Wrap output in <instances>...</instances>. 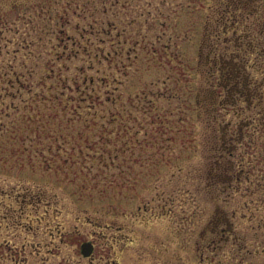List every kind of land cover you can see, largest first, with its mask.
<instances>
[{"label": "rangeland", "instance_id": "rangeland-1", "mask_svg": "<svg viewBox=\"0 0 264 264\" xmlns=\"http://www.w3.org/2000/svg\"><path fill=\"white\" fill-rule=\"evenodd\" d=\"M1 8L0 264H264L263 7Z\"/></svg>", "mask_w": 264, "mask_h": 264}, {"label": "trees", "instance_id": "trees-1", "mask_svg": "<svg viewBox=\"0 0 264 264\" xmlns=\"http://www.w3.org/2000/svg\"><path fill=\"white\" fill-rule=\"evenodd\" d=\"M230 1L232 2L234 9L246 10V12H248V13H254V12L257 13V11L260 10L259 9V6H260L261 8L263 7L262 13H264V1L262 3L260 2V0H230ZM258 2H260L259 5H258ZM13 5H14V3H13ZM2 10L3 9L1 8L0 12ZM226 61L227 60H224L222 58V56H219V57H214L213 62L216 64L218 63L219 65H221V64L224 65ZM222 66L220 68H222ZM225 75L231 77V72L228 70V68H227V71L223 72V76H225ZM232 76L234 77V82L236 84H239V85L242 84L243 85L244 83L248 84L250 82L248 75H243L240 72L238 73V71H234Z\"/></svg>", "mask_w": 264, "mask_h": 264}, {"label": "water", "instance_id": "water-1", "mask_svg": "<svg viewBox=\"0 0 264 264\" xmlns=\"http://www.w3.org/2000/svg\"><path fill=\"white\" fill-rule=\"evenodd\" d=\"M80 250L82 255L89 256L93 250V244L90 241H85L81 244Z\"/></svg>", "mask_w": 264, "mask_h": 264}, {"label": "flooded vegetation", "instance_id": "flooded-vegetation-1", "mask_svg": "<svg viewBox=\"0 0 264 264\" xmlns=\"http://www.w3.org/2000/svg\"><path fill=\"white\" fill-rule=\"evenodd\" d=\"M250 83V82H249ZM248 83V84H249ZM239 85V84H238ZM240 85H242V84H240ZM239 85V86H240ZM247 84H243L242 86L244 87V86H246ZM236 94H239L240 96H244V97H247V96H250L251 95V92L250 91H248V93H243L241 90H239L238 92H235Z\"/></svg>", "mask_w": 264, "mask_h": 264}]
</instances>
